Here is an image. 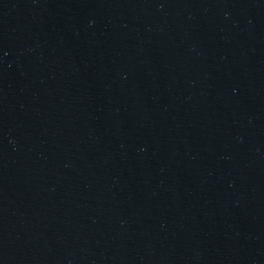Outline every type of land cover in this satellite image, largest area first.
Returning <instances> with one entry per match:
<instances>
[{
  "label": "water",
  "instance_id": "1",
  "mask_svg": "<svg viewBox=\"0 0 264 264\" xmlns=\"http://www.w3.org/2000/svg\"><path fill=\"white\" fill-rule=\"evenodd\" d=\"M0 264H264V0H0Z\"/></svg>",
  "mask_w": 264,
  "mask_h": 264
}]
</instances>
